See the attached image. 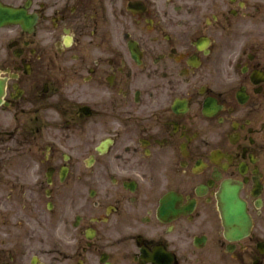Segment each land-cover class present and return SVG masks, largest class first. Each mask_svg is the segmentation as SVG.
Returning <instances> with one entry per match:
<instances>
[{
	"label": "flooded vegetation",
	"instance_id": "obj_1",
	"mask_svg": "<svg viewBox=\"0 0 264 264\" xmlns=\"http://www.w3.org/2000/svg\"><path fill=\"white\" fill-rule=\"evenodd\" d=\"M0 264H264V0H0Z\"/></svg>",
	"mask_w": 264,
	"mask_h": 264
},
{
	"label": "water",
	"instance_id": "obj_2",
	"mask_svg": "<svg viewBox=\"0 0 264 264\" xmlns=\"http://www.w3.org/2000/svg\"><path fill=\"white\" fill-rule=\"evenodd\" d=\"M243 214V213H242ZM229 218V220H230V218H231V214H230V212L228 211V215H227V217H226V220ZM243 218L245 219L246 218V216H243Z\"/></svg>",
	"mask_w": 264,
	"mask_h": 264
}]
</instances>
